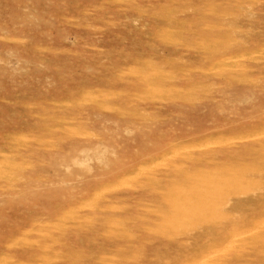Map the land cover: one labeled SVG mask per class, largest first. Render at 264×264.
<instances>
[{
  "label": "rangeland",
  "instance_id": "1",
  "mask_svg": "<svg viewBox=\"0 0 264 264\" xmlns=\"http://www.w3.org/2000/svg\"><path fill=\"white\" fill-rule=\"evenodd\" d=\"M193 262L264 264V0H0V264Z\"/></svg>",
  "mask_w": 264,
  "mask_h": 264
},
{
  "label": "bare ground",
  "instance_id": "2",
  "mask_svg": "<svg viewBox=\"0 0 264 264\" xmlns=\"http://www.w3.org/2000/svg\"><path fill=\"white\" fill-rule=\"evenodd\" d=\"M224 151H225V150H224ZM225 152H226V151H225ZM228 152H229V150H228ZM213 153H214V152H213ZM213 153L211 154V156H214ZM254 153H255V152H254ZM230 154H231V153H229V155H230ZM231 156H233V155H231ZM248 156H249V155H248ZM231 158H232V157H231ZM198 161H199V160H198ZM201 161H202V160H201ZM201 161H200V162H201ZM229 162H230V161H229ZM231 162H232V160H231ZM235 163H236V162H235ZM196 164H197V163H196ZM230 165H231V163H230ZM198 166H199V165H198ZM231 166H232V165H231ZM231 166H230V167H231ZM223 167H224V166H223ZM216 168H217V167H216ZM186 169H187V168H186ZM221 169H223V168H221ZM179 170H181V169H179ZM186 171H187V170H186ZM202 171H203V170H202ZM178 172H179V171H178ZM180 172H181V171H180ZM199 172H200V171H199ZM203 172H204V171H203ZM207 172L209 173V171H207ZM219 172H221V171H219ZM187 173H188V172H187ZM193 173H194V172H193ZM212 173H213V172H212ZM170 174H171V173H170ZM182 174H183V173H182ZM199 174H200V173H199ZM204 174H205V173H204ZM215 174H216V173H215ZM217 174H218V173H217ZM221 174H224V173L221 172ZM190 175H191V173H190ZM218 175H219V174H218ZM226 175H227V174H226ZM180 176H182V175H180ZM195 176H197V175H195ZM177 177H178V176H177ZM206 177H208V176H206ZM206 177H204V179H205ZM209 177H210V176H209ZM214 177H215V175L213 176V179H214ZM226 177H227V176H226ZM187 178H188V177H187ZM199 178H200V177H199ZM199 178H198V180H199ZM215 178H216V177H215ZM227 178H228V177H227ZM229 178H230V177H229ZM177 179H178V178H177ZM202 179H203V176H202ZM202 179H200V180H202ZM204 179H203V180H204ZM209 179H210V178H209ZM209 179H208V180H209ZM179 180H180V179H179ZM187 180H188V179H187ZM211 180H212V176H211L210 181H211ZM216 180H218V179H216ZM227 180H228V179H227ZM169 181H171V180H169ZM205 181H207V180H205ZM205 181H204V183H205ZM214 181H215V180H214ZM201 182L203 183V181H201ZM172 183H173V182H172ZM174 183H175V180H174ZM177 183H181V182L178 181ZM177 183H176V184H177ZM190 183H191V182H189V184H190ZM192 183H193V182H192ZM204 183H203V184H204ZM209 183H210V182H209ZM216 183H218V182H216ZM211 184H212V182H211ZM213 184H214V183H213ZM197 185H198L199 187H200V186H203V185H199L198 183H197ZM197 185H196V186H197ZM207 185H208V183H207ZM214 185H215V184H214ZM214 185H213V186H214ZM219 185H220V184H219ZM219 185H218V188L216 187L217 189H219ZM187 186L189 187V185H187ZM187 186H186V187H187ZM221 186L223 187V185H221ZM179 187H181V186H178L177 189H178ZM194 187H195V186H194ZM194 187H193V188H194ZM207 187H208V186L204 187V189L207 188ZM196 188H197V187H196ZM209 188H211L210 185H209ZM227 188H230V186H228ZM169 189H170V188H169ZM174 189H175V188H174ZM174 189H172V190H174ZM188 189H189V188H188ZM197 189H198V188H197ZM201 189H202V188H201ZM201 189L198 190V191H199V194L202 193V192L204 193V190L202 191ZM221 189H222V188H221ZM230 189H231V188H230ZM232 189H233V188H232ZM192 190H195V188L192 189ZM200 190H201V192H200ZM205 190H206V189H205ZM223 190H224V189H222V192L225 193V192H224L225 190H224V191H223ZM226 190H227V189H226ZM234 190H235V189H234ZM161 191H162V190H161ZM190 191H191V190H190ZM206 191H207V190H206ZM209 191H210V189H209ZM231 191H232V190H231ZM168 192H169V191H168ZM174 192H175V191H174ZM195 192H196V191H195ZM172 193H173V192H172ZM172 193H171V194H172ZM205 193H207V192H205ZM244 193H245V192H244ZM161 194H162V193H161ZM163 194H164V193H163ZM189 194H190V193H189ZM192 194H193V193H192ZM229 194H230V193H229ZM234 194H235V193H234ZM234 194H233V195H234ZM182 195H183V194H182ZM190 195H191V194H190ZM220 195H221V194H220ZM220 195H219V196H220ZM223 195H224V194H222L221 196H223ZM225 195H226V194H225ZM231 195H232V194H231ZM235 195H236V194H235ZM235 195H234V196H235ZM166 196H167V194H166ZM169 196H170V195H169ZM179 196H180V195H179ZM193 196H194V195H193ZM206 196H207V195H206ZM206 196H204V197L206 198ZM213 196H214V195H213ZM228 196H229V195H228ZM234 196H233V197H234ZM236 196H237V195H236ZM198 197H199V196H198ZM198 197H197V198H198ZM202 197H203V196H202ZM209 197H210V196H209ZM225 197H227V195H226ZM169 198H170V197H169ZM176 198H177V197H176ZM185 198H186V197H185ZM187 198H189L190 201H191V199H192L191 197H187ZM193 198H196V195H195V197H193ZM210 198H211V197H210ZM210 198H209V199H210ZM216 198H217V196H216ZM219 198H220V197H219ZM228 198H229V197H228ZM252 198H253V197H252ZM198 199H199V198H198ZM206 199H207V198H206ZM206 199H204V200H206ZM249 199H250V197H249ZM249 199H248V201H250ZM161 200H162V199H161ZM173 200H174V199H173ZM173 200H172V201H173ZM194 200L196 201L197 199H194ZM201 200H203V199H201ZM210 200H211V199H210ZM219 200H220V199H219ZM164 201H165V200H164ZM172 201H170V199H169L168 202H172ZM187 201H188V200H187ZM192 201H193V200H192ZM213 201H214V200H213ZM253 201H254V200H253ZM253 201H252V202H253ZM174 202H175V201H174ZM174 202H173V203H174ZM185 202H186V201H185ZM201 202H202V201H201ZM250 202H251V201H250ZM252 202H251V203H252ZM258 202H259V201H258ZM198 203H199L198 205L200 206V205H201L200 202H198ZM207 203H208V202H207ZM209 203H210V201H209ZM209 203H208V204H209ZM171 204H172V203H171ZM191 204H192V203H191ZM195 204H196V203H195ZM261 204H262V203H261ZM193 205H194V204H193ZM193 205H192V206H193ZM251 205H252V204H251ZM173 206H174V204H173ZM175 206H176V205H175ZM206 206H207V205H206ZM215 206H216V205H215ZM215 206H214V207H215ZM248 206H250V205H248ZM194 207H195V206H194ZM194 207H193V208H194ZM204 207H205V206H204ZM204 207L201 206V208H204ZM214 207H213V209H214ZM216 207H217V206H216ZM259 207H260V206H259ZM177 208H178V206H177ZM175 209H176V208H175ZM196 209H197V208H196ZM210 209H212V208L210 207ZM210 209H208V210H210ZM215 209H216V208H215ZM215 209H214V210H215ZM217 209H218V208H217ZM217 209H216V211H217ZM157 210H158V209H157ZM163 210H164V209H163ZM181 210H182V209H181ZM204 210H205V208H204ZM161 211H162V209H161ZM183 211H184V210H183ZM192 211H193V210H192ZM212 211H213V210H212ZM174 212H175V211H174ZM206 212H207V211H206ZM159 213H161V212H159ZM178 213H181L180 210H179ZM191 213H192V212H191ZM211 213H213V212H211ZM211 213H209V215H210ZM215 213H216V212H215ZM182 214H183V213H181V215H182ZM184 214H185V212H184ZM198 214H199V213H198ZM213 214H214V213H213ZM213 214H211V215H213ZM218 214H219V213H218ZM171 215H172V214H171ZM179 215H180V214H179ZM207 215H208V213H207ZM209 215H208V216H209ZM221 215H222V214H219V218L221 217ZM208 216H207V217H208ZM216 216H217V214H216ZM224 216L226 217V215H224ZM172 217H173V216H171V218H172ZM176 217H177V216H176ZM243 217H245V215H243ZM261 217H262V216H261ZM198 218H199V217H198ZM212 218H213V217H212ZM214 218H215V216H214ZM219 218H217L218 221H219ZM226 218H227V217H226ZM173 219H174V218H173ZM179 219H180V218H179ZM191 219H192V218H191ZM191 219H189V221H192ZM199 219H200V218H199ZM203 219H204V218H203ZM210 219H211V217H210ZM241 219H242V218H241ZM259 219H260V218H259ZM214 220H216V218H215ZM180 221H181V219H180ZM182 221H183V220H182ZM186 221H187V220H186ZM193 221H194V220H193ZM200 221H201V220H200ZM216 221H217V220H216ZM255 221H256V220H255ZM257 221H258V220H257ZM168 222H169V221H168ZM187 222H188V221H187ZM188 223H189V222H188ZM203 223H204V222H203ZM216 223H217V222H216ZM223 223H224V222H223ZM147 224H148V223H147ZM207 224H210V223H207ZM212 224H213V223H212ZM218 224L221 225V222H220V223L218 222ZM179 225H180V224H179ZM203 225H204V224H203ZM164 226H165V225H164ZM214 226H215V225H214ZM199 227H200V226H199ZM209 227H210V225H209ZM215 227H216V226H215ZM218 227H219V226H218ZM222 227H223V226H222ZM222 227H221V228H222ZM212 228H213V226H212ZM200 230H201V229H200ZM208 230H209V228H208ZM234 232H235V231H234ZM204 233H205V232H204ZM202 234H203V232H202ZM202 234H199V235H202ZM184 236H185V235H184ZM188 236H189V235H188ZM216 236H217V234H216ZM185 237H186V236H185ZM185 237H184V238H185ZM217 237H218V236H217ZM160 238H161V237H160ZM186 238H187V237H186ZM189 238H190V236L188 237V239H189ZM192 238H193V237H192ZM192 238H190V239H192ZM195 238H196V237H195ZM197 238H199V237H197ZM201 238H202V237H201ZM199 239H200V238H199ZM199 239H196V241L199 240ZM161 240H162V239H161ZM193 240H194V239H193ZM202 240H203V239H202ZM204 240H205V239H204ZM150 241H152V240H150ZM150 241H148V242L150 243ZM178 241H179V240H178ZM182 241H183V240H182ZM185 241H186V240H185ZM196 241H195V242H196ZM208 241H209V240H208ZM153 242H154V241H153ZM180 242H181V240H180ZM183 243L186 244L187 242H184V241H183ZM198 243H202V242H198ZM189 244H190V243H189ZM167 245H168V244H167ZM195 245H196V244H195ZM217 245H218V244H217ZM161 246H162V245H161ZM214 246H216V245H214ZM162 247H163V246H162ZM191 247H192V246H191ZM163 248H164V247H163ZM166 248H167V247H166ZM192 248H193V247H192ZM216 248H217V247H216ZM170 249H171V248H170ZM190 249H191V248H190ZM185 250H186V248H185ZM178 251H179V250H178ZM186 251H187V250H186ZM211 251H212V250H210L209 252H211ZM164 253H165V252H164ZM158 254H159V253H158ZM206 254H207V253H206ZM156 255H157V254H156ZM202 255H203V254H202ZM202 255H201V256H202ZM208 256H209V255H208ZM237 256H238V255H237ZM168 257L171 259L170 255H168L167 258H168ZM161 258H164V257H161ZM194 258H195V257H194ZM241 258H242V257H241ZM243 260H244V259H243ZM247 260H249V259H247ZM159 261H160V260H159ZM167 261H168V260H167ZM196 261H197V259H196ZM233 261H234V260H233ZM236 261H238V260L236 259ZM245 261H246V259H245ZM179 262H180V261H179ZM187 262H188V261H187ZM187 262H186V263H187ZM199 262H201V261H199ZM226 262H227V261H226ZM228 262H230V261H228ZM148 263H149V262H148ZM186 263H185V264H186ZM193 263H194V262H193ZM193 263H192V264H193ZM240 263H241V261H240ZM194 264H195V263H194ZM197 264H198V263H197ZM222 264H223V263H222ZM227 264H228V263H227Z\"/></svg>",
  "mask_w": 264,
  "mask_h": 264
}]
</instances>
